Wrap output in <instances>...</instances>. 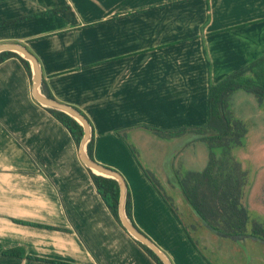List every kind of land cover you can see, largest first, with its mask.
Here are the masks:
<instances>
[{
    "label": "crops",
    "instance_id": "obj_1",
    "mask_svg": "<svg viewBox=\"0 0 264 264\" xmlns=\"http://www.w3.org/2000/svg\"><path fill=\"white\" fill-rule=\"evenodd\" d=\"M61 5L68 7L0 25V44L27 46L53 96L84 111L94 158L126 178L137 226L173 264H217L210 237L256 241L212 229L182 201L205 246L209 240L211 258L205 254L145 174L127 134L159 133L163 153L145 170L170 201L178 190L184 197L180 180L206 164L189 169L174 159L200 134L164 136L155 128L206 123L209 82L264 53V0H0V20ZM146 115L157 121L150 125ZM14 247L24 254L3 252ZM229 255L226 264L244 263ZM0 264H156L113 218L70 133L32 96L16 56L0 61Z\"/></svg>",
    "mask_w": 264,
    "mask_h": 264
},
{
    "label": "trees",
    "instance_id": "obj_2",
    "mask_svg": "<svg viewBox=\"0 0 264 264\" xmlns=\"http://www.w3.org/2000/svg\"><path fill=\"white\" fill-rule=\"evenodd\" d=\"M67 7L68 5H61L13 16L0 20V25L17 23L42 15L56 13ZM10 56H16L23 64L29 77H31V66L28 59L13 50L6 49L0 51V61ZM238 88L251 91L260 104L264 103V53L226 74L216 82H209L207 120L205 124L155 128L159 130L160 133H163L164 136L179 135L187 129H193L200 134L201 139L208 143L209 160L206 166L200 171H188L187 176L180 180V186L185 199L195 212L212 229L228 234L245 233L248 219L247 208L242 203H238L245 179L244 175H241L244 171L239 168V162L233 159L230 154L231 147L240 145L245 133L244 124L240 120L233 119L228 110L229 95L233 90ZM41 90L49 97L55 98L47 87L44 79L41 81ZM73 106L87 117L83 110L75 105ZM46 108L68 130L71 138L75 144L78 145L83 134L82 124L63 110L49 106H46ZM118 132L122 135L120 131ZM93 145L94 132L92 129L91 137L86 143L87 153L92 158H94ZM129 147L135 158H137L134 148L131 145H129ZM216 147H220L221 149L219 155H215ZM87 169L103 203L107 206L113 218L122 226L118 216L119 185L117 179L95 173L88 167ZM144 172L163 199L168 203L174 214L181 220L175 206L161 190L154 176L145 169ZM125 210L128 217L137 226L131 212V194L128 184ZM184 229L189 238L193 241L188 229L185 226ZM251 233L264 240L263 226L253 225ZM135 240L156 264H164L150 247L137 239ZM3 252L18 256L24 254V250L21 247H14L4 250Z\"/></svg>",
    "mask_w": 264,
    "mask_h": 264
},
{
    "label": "rangeland",
    "instance_id": "obj_3",
    "mask_svg": "<svg viewBox=\"0 0 264 264\" xmlns=\"http://www.w3.org/2000/svg\"><path fill=\"white\" fill-rule=\"evenodd\" d=\"M228 110L233 119L240 120L245 126V133L241 144L232 146L230 154L233 159L239 162V168L244 171L241 174L245 178H243V194L241 193L238 203H242L247 208L248 219L245 234L259 240L255 241L248 237L242 239L241 243H238L228 238L224 240L219 237H210V244L213 249L221 252L219 254H212L217 264H226V262H223L224 256L226 259L233 260L229 254L237 255L244 262L242 264H264V249L259 248L263 239L251 233L253 225L264 227V103L260 104L251 91L238 88L233 90L229 95ZM144 117L147 118L145 121L150 125L157 121L148 115ZM127 142L134 148L136 157L144 169L147 170L151 166L156 168L154 166L163 153V145L160 142L159 133L154 134L149 129H133V131L127 134ZM175 146L176 144L173 147L175 148ZM208 149V143L205 140H197L185 146L183 151L174 159L176 161L175 164L179 161L177 159H180L182 164L189 169H201L209 160ZM171 150L172 148L168 151ZM220 151V147H216L215 155H219ZM75 152L79 156L78 145L76 144ZM164 154H166V151H164ZM168 156L169 154H167L166 160ZM171 163L170 159L169 167H171ZM158 168L161 172L169 175V178L171 177L169 168H165L162 165H158ZM162 179L164 181V176H162ZM178 193L177 196L174 195V198L171 199L172 203L183 217L185 226L190 230L193 238L197 240L199 247L211 258L209 240L208 246H205V239L201 238L196 231V223L191 222V219L186 214L185 206L183 205V202L187 204L185 197L181 195L179 190ZM253 243L256 245L254 249ZM234 250L236 251L235 253Z\"/></svg>",
    "mask_w": 264,
    "mask_h": 264
},
{
    "label": "water",
    "instance_id": "obj_4",
    "mask_svg": "<svg viewBox=\"0 0 264 264\" xmlns=\"http://www.w3.org/2000/svg\"><path fill=\"white\" fill-rule=\"evenodd\" d=\"M13 50L18 52L24 58L28 59L31 66V93L32 96L45 106L60 109L76 118L83 126V134L78 144V153L81 161L90 168L93 172L99 173L106 176H111L117 179L119 185V197H118V216L123 228L135 239L146 244L150 247L162 260L164 264H173L171 258L168 254L159 247L153 239H151L144 231H141L128 217L125 210V200L127 193V182L124 176L119 172V170L103 164L92 158L86 150V143L91 137V123L89 119L81 113L72 104L65 103L57 100L56 98L49 97L41 90L42 73L41 68L35 54L27 48L21 42H8L0 44L1 50Z\"/></svg>",
    "mask_w": 264,
    "mask_h": 264
}]
</instances>
